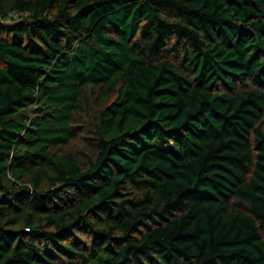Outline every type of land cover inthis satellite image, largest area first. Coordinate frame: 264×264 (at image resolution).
<instances>
[{"label": "trees", "instance_id": "1", "mask_svg": "<svg viewBox=\"0 0 264 264\" xmlns=\"http://www.w3.org/2000/svg\"><path fill=\"white\" fill-rule=\"evenodd\" d=\"M0 264H264V0H0Z\"/></svg>", "mask_w": 264, "mask_h": 264}, {"label": "built area", "instance_id": "2", "mask_svg": "<svg viewBox=\"0 0 264 264\" xmlns=\"http://www.w3.org/2000/svg\"><path fill=\"white\" fill-rule=\"evenodd\" d=\"M14 18H16V15L14 16Z\"/></svg>", "mask_w": 264, "mask_h": 264}]
</instances>
